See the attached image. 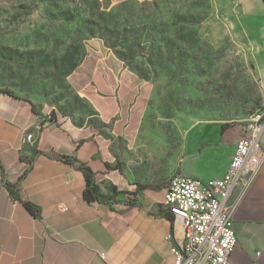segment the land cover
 I'll return each mask as SVG.
<instances>
[{
	"label": "rangeland",
	"instance_id": "rangeland-1",
	"mask_svg": "<svg viewBox=\"0 0 264 264\" xmlns=\"http://www.w3.org/2000/svg\"><path fill=\"white\" fill-rule=\"evenodd\" d=\"M131 46L128 60L143 67L144 77L128 60L122 64L139 76L130 97L140 102L132 111L134 130L114 137L124 144L117 166L133 191L162 182L166 191L192 129L219 123L241 137L264 115L261 35L224 0H0V91L33 99L49 116L87 119L111 135L129 104L115 110L118 93L106 90L107 117L114 119L106 123L70 76L87 56L118 58ZM153 212H128L127 234L140 221L144 228Z\"/></svg>",
	"mask_w": 264,
	"mask_h": 264
},
{
	"label": "crops",
	"instance_id": "crops-1",
	"mask_svg": "<svg viewBox=\"0 0 264 264\" xmlns=\"http://www.w3.org/2000/svg\"><path fill=\"white\" fill-rule=\"evenodd\" d=\"M224 1L239 13L249 31L257 30L261 35L264 74V0ZM108 57L92 61L87 56L71 74L70 82L106 123L114 120L107 117L111 98L105 95L106 90L118 93L115 110L129 104L125 117L114 120L111 135L104 127L98 132L87 119H52L33 99L0 93V264H175L174 240L169 237L174 221L159 215L158 208L165 189L141 191L138 207L127 208L122 202L113 208L89 204L84 199L83 172L41 153L52 150L91 166L106 196H111L115 187L133 191L131 180L117 166L125 155L116 137L123 136L124 130H134L130 131L132 111L140 97L132 100L130 93L138 86L139 76L118 60H113L115 67L109 65ZM222 126L201 124L188 133L178 171L205 181L225 174L239 136L223 132ZM260 143L264 150V125ZM245 177L229 199L237 203L234 228L238 236L230 259L232 264H264V162L243 189ZM7 182H19L22 199L12 196ZM117 198L126 200L122 194ZM24 201L34 204L38 213ZM131 210L137 215L148 210L156 214L144 219V228H140L141 221L137 228L128 226L127 234L126 218ZM176 236H181L180 230Z\"/></svg>",
	"mask_w": 264,
	"mask_h": 264
},
{
	"label": "built area",
	"instance_id": "built-area-1",
	"mask_svg": "<svg viewBox=\"0 0 264 264\" xmlns=\"http://www.w3.org/2000/svg\"><path fill=\"white\" fill-rule=\"evenodd\" d=\"M263 123L264 115H259L239 137L222 177L205 181L179 171L170 179L158 208L169 212L174 221L169 237L174 240L175 264H232L231 254L238 241L234 228L237 203L229 199L242 176H248L243 179L245 189L264 162L260 143ZM177 230L181 236L174 237Z\"/></svg>",
	"mask_w": 264,
	"mask_h": 264
},
{
	"label": "trees",
	"instance_id": "trees-1",
	"mask_svg": "<svg viewBox=\"0 0 264 264\" xmlns=\"http://www.w3.org/2000/svg\"><path fill=\"white\" fill-rule=\"evenodd\" d=\"M115 44L111 45V47H114ZM134 47H138V45H135ZM142 51V50H138ZM127 53H123L120 51H117L116 53L119 55L117 56H109L107 58V62L109 65H112L115 67V64L113 63V60H119L120 63L122 64L123 61L126 62L129 58L133 59V46L127 48ZM129 61V60H128ZM123 65V64H122ZM128 66L131 67L135 72H137L141 77H144V70L143 67L139 64H134L131 61L128 62ZM1 92H7V91H0ZM9 93V92H8ZM13 94V93H11ZM14 95V94H13ZM16 95V94H15ZM52 119H56L54 116H51ZM225 125L222 126V131H225ZM42 154H45L46 156L59 160L61 162H64L66 164H69L70 166L74 167L77 170H80L83 172L85 176V189H84V199L86 202L89 204H108L113 208V205L116 203H125L127 205V208H132V207H138L139 202L137 200V194L140 193L143 190L146 189H153V190H162L164 189L167 184L165 182L162 183H157V184H140L138 185V189L136 191H130V190H118L116 187L114 188L113 194L111 196H104L101 193L100 190V185L98 183L97 179V172L92 169L91 166L87 165L86 163L80 162L76 157L61 154L52 150H41ZM29 170L25 171L24 174L22 175L21 179L26 176ZM7 186L12 194L17 199H22V190L19 187V182L15 183H10L7 182ZM120 194H127L128 198L126 200H119L117 198L118 195ZM27 207L34 213H38V208L32 204L29 201H24ZM159 215L165 216L168 218H171L170 214L164 210L163 208L160 209Z\"/></svg>",
	"mask_w": 264,
	"mask_h": 264
},
{
	"label": "bare ground",
	"instance_id": "bare-ground-1",
	"mask_svg": "<svg viewBox=\"0 0 264 264\" xmlns=\"http://www.w3.org/2000/svg\"><path fill=\"white\" fill-rule=\"evenodd\" d=\"M258 115V114H257ZM258 117H259V115H258Z\"/></svg>",
	"mask_w": 264,
	"mask_h": 264
}]
</instances>
